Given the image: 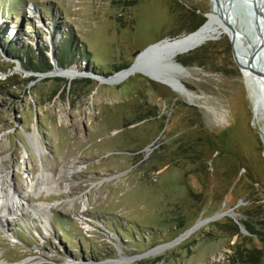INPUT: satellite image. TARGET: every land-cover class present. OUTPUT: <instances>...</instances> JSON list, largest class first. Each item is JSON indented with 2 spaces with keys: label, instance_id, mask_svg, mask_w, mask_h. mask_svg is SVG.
<instances>
[{
  "label": "rangeland",
  "instance_id": "374dc122",
  "mask_svg": "<svg viewBox=\"0 0 264 264\" xmlns=\"http://www.w3.org/2000/svg\"><path fill=\"white\" fill-rule=\"evenodd\" d=\"M213 5L0 0V175L20 205L0 222V262L264 264V83L229 35L109 80ZM70 168L62 191L27 183Z\"/></svg>",
  "mask_w": 264,
  "mask_h": 264
},
{
  "label": "bare ground",
  "instance_id": "6f19581e",
  "mask_svg": "<svg viewBox=\"0 0 264 264\" xmlns=\"http://www.w3.org/2000/svg\"><path fill=\"white\" fill-rule=\"evenodd\" d=\"M226 1H228V0H226ZM226 1H224L223 3L225 4ZM249 2L250 1H248V3ZM231 11H232V8L230 7L229 4L226 7H224V9H223V13L226 16V19L230 20L235 26H238L235 24V22L237 19L236 17L240 14L239 13H233ZM243 21H244V19H243ZM243 21H240L239 25L244 26V23L242 24ZM241 31L243 32L244 28L241 29ZM223 33H227L229 35V34H231V29L228 26V24L226 23V21L219 14V8L216 5L215 11L209 13V18H208L207 22L195 34H192L187 38L176 39V40L169 41L166 43L167 48H168V56L170 57V59L173 60L175 57H177L181 54H184V53H187V52H190L192 50L197 49L198 47L202 46L203 44L210 41L211 39H214V37H217ZM236 50L239 54V58H240L241 63L244 64L242 71L244 72L246 78L248 79L249 83H255L256 84V82H258L257 80L260 79V77L249 69L250 50H249V48L247 49L245 47V44L242 42V39L239 36L237 37V41H236ZM141 61L142 60L137 61L138 63H136V65L134 64L131 68H128V69H125L123 71L118 72L116 74V76L111 77L109 80L120 79V78L124 77L128 72L133 71L134 67H136V68L140 67L139 71H144V72L153 74L149 69H147L144 65H142L140 63ZM73 68L74 69H72V70H68V69L64 68V69H66V70H64L62 67L57 66L55 72H58V74H71L72 72L71 73H69V72L73 71L72 74L77 75L78 73H76L75 71H77V72L81 71V69H77V67H73ZM66 71H68V72H66ZM154 76H156V75H154ZM102 79H105V78H102ZM164 81L173 85V86H176V84L172 81H169V80H164ZM257 84H259V83H257ZM30 136L33 139L32 143L35 146L36 151L39 154H44L46 152V150L39 141L38 133L30 134ZM78 168H81V166L80 167L78 166ZM2 172L3 171H1V173ZM75 172H76V170L71 169V168L65 169V170L63 169V170L57 171V172H52V171L47 172L46 171L45 173L44 172L42 173L41 179L39 178L37 181L34 179L33 175H30V178L28 179L27 183L31 188L34 189L35 192H40L43 189L53 190V187H55L59 191H62L63 187H62L61 183L59 182V180L61 178H64V176L65 177H72ZM44 178H46V179L44 180ZM6 182H7V179L5 177V174H1L0 175V194H1L0 195V222L1 223L7 219L6 214H9L10 212L15 211L16 209L20 208V205H18L17 202L12 203V204L10 203L12 194L10 192V189L6 186ZM19 203H21L22 207L25 208L26 202H23V200H20ZM40 205H39V207H40ZM45 207L51 208V206H49V205L45 206ZM34 210H36V212L37 211L42 212L41 217L45 218V215H44L45 213L43 210L40 211L39 208H35V207H34ZM115 263H117V261H106V262H103L100 264H115ZM0 264H4V263L0 262Z\"/></svg>",
  "mask_w": 264,
  "mask_h": 264
},
{
  "label": "water",
  "instance_id": "95a60500",
  "mask_svg": "<svg viewBox=\"0 0 264 264\" xmlns=\"http://www.w3.org/2000/svg\"><path fill=\"white\" fill-rule=\"evenodd\" d=\"M213 1H214L213 7L211 8V10L204 12L205 16L209 18V13L214 12L215 6L216 5L218 6L219 14L222 16V18L226 21V23L231 29V34H229V37L233 47V55L236 63L239 65V67L242 70L244 64L241 63L239 54L236 50V41H237V37L239 36L242 39V42L245 44V47L251 50L249 57V61H250L249 69L260 77V79L257 80L258 82H262V81L264 82V19L262 17H256L255 15L260 13L261 15L264 16V0H258L259 2L258 8L256 7V5L255 6L253 5L252 0H228V1L213 0ZM224 1H226L225 4L223 3ZM248 1L250 2L248 3ZM228 4L232 8L231 12L237 13L240 10L244 14L245 18H248V22H246L244 19L243 21L244 26L241 25L235 26L230 20L226 19V16L223 13V9ZM203 25H201L197 30L181 38L179 37L178 39L187 38L190 35L195 34ZM243 28L244 31L242 32L241 29ZM171 39L172 38H167L160 42L154 43L150 45L148 48H146L144 51H142L141 54L139 55L140 59L142 60L140 63L142 65H147L146 59L148 58V56L155 50H159L161 51L160 60L169 64L168 48L166 42L167 40H171ZM137 61L138 59L134 62L135 65L136 63H138ZM134 63L132 65H134ZM147 66L155 70L154 66L152 65H147ZM139 68L134 67L133 70H140ZM131 72H135V71H131ZM258 99H261L260 94Z\"/></svg>",
  "mask_w": 264,
  "mask_h": 264
},
{
  "label": "flooded vegetation",
  "instance_id": "af4514ba",
  "mask_svg": "<svg viewBox=\"0 0 264 264\" xmlns=\"http://www.w3.org/2000/svg\"><path fill=\"white\" fill-rule=\"evenodd\" d=\"M252 2H253V5L255 6L256 5V7L258 8V0H252ZM256 15V17H262L263 19H264V16L263 15H261L260 13H258V14H255ZM237 19H236V21L238 22V20H239V18H240V20L241 21H243V19H244V17L240 14V15H238L237 17H236ZM239 20V21H240ZM242 24H243V22H242ZM248 49V48H247Z\"/></svg>",
  "mask_w": 264,
  "mask_h": 264
},
{
  "label": "trees",
  "instance_id": "16d2710c",
  "mask_svg": "<svg viewBox=\"0 0 264 264\" xmlns=\"http://www.w3.org/2000/svg\"><path fill=\"white\" fill-rule=\"evenodd\" d=\"M47 61H49L48 59H47ZM60 62V61H59Z\"/></svg>",
  "mask_w": 264,
  "mask_h": 264
}]
</instances>
